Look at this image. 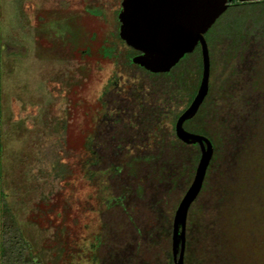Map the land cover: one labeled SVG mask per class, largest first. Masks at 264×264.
Wrapping results in <instances>:
<instances>
[{
  "label": "trees",
  "instance_id": "trees-1",
  "mask_svg": "<svg viewBox=\"0 0 264 264\" xmlns=\"http://www.w3.org/2000/svg\"><path fill=\"white\" fill-rule=\"evenodd\" d=\"M256 13L251 22L257 28L231 31L234 35L223 39L224 65L215 87L203 36L207 92L182 127L206 137L212 155L187 211L183 264H264V7ZM123 46L116 55L123 81L119 84L113 71L97 98L103 112L82 146L73 152L60 138L54 162L66 185L75 182L74 163L86 181L97 173L106 180L105 208H89L95 212L96 241L88 246L93 264H173L172 217L199 158L197 144L177 139L174 122L196 93L200 51L195 46L169 71L150 73L132 63L137 52ZM71 200L63 195L54 211L60 236ZM79 226L86 229L87 222ZM0 236V264H40L5 205ZM74 242L63 244L61 260L75 253Z\"/></svg>",
  "mask_w": 264,
  "mask_h": 264
},
{
  "label": "rangeland",
  "instance_id": "rangeland-1",
  "mask_svg": "<svg viewBox=\"0 0 264 264\" xmlns=\"http://www.w3.org/2000/svg\"><path fill=\"white\" fill-rule=\"evenodd\" d=\"M263 4L227 7L204 34L214 87L224 65L223 39L257 28L251 18ZM119 9L120 0H0V219L5 205L40 264H58L72 238L76 254L61 264H93L88 246L96 226L89 208H105L106 180L97 173L86 181L74 163L75 182L66 185L54 161L60 138L73 152L82 146L94 114L103 112L96 100L113 71L119 84L125 77L116 57L125 50L116 37ZM63 195L75 200L60 236L54 211Z\"/></svg>",
  "mask_w": 264,
  "mask_h": 264
},
{
  "label": "water",
  "instance_id": "water-1",
  "mask_svg": "<svg viewBox=\"0 0 264 264\" xmlns=\"http://www.w3.org/2000/svg\"><path fill=\"white\" fill-rule=\"evenodd\" d=\"M227 0H120L118 38L138 52L132 63L150 73H164L199 47L201 74L195 95L174 122V134L185 144H197L199 158L192 180L172 217L173 264H183L184 231L188 208L196 198L212 155L210 141L183 129V121L197 111L207 92L209 59L204 34L226 10Z\"/></svg>",
  "mask_w": 264,
  "mask_h": 264
},
{
  "label": "flooded vegetation",
  "instance_id": "flooded-vegetation-1",
  "mask_svg": "<svg viewBox=\"0 0 264 264\" xmlns=\"http://www.w3.org/2000/svg\"><path fill=\"white\" fill-rule=\"evenodd\" d=\"M260 2H264V0H227V3H228V7L229 6H238V5H240V4H254V3H260ZM117 26H119V24L117 23ZM117 33H118V30H117ZM139 53L137 52V54H135L134 56H136V55H138ZM133 56V57H134ZM132 57V58H133ZM96 102L98 103V100H96ZM98 105H99V103H98ZM101 109V108H100ZM93 111L95 112V113H98V110H97V108H94L93 109ZM100 115H98V114H94V119H93V121L95 122L96 120H97V118L99 117Z\"/></svg>",
  "mask_w": 264,
  "mask_h": 264
}]
</instances>
